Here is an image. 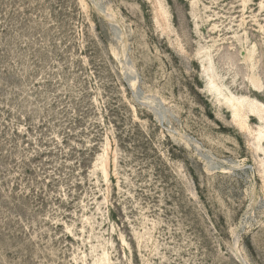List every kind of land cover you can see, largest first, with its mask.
Segmentation results:
<instances>
[{"label":"rangeland","instance_id":"obj_1","mask_svg":"<svg viewBox=\"0 0 264 264\" xmlns=\"http://www.w3.org/2000/svg\"><path fill=\"white\" fill-rule=\"evenodd\" d=\"M0 264H264V0H0Z\"/></svg>","mask_w":264,"mask_h":264},{"label":"bare ground","instance_id":"obj_2","mask_svg":"<svg viewBox=\"0 0 264 264\" xmlns=\"http://www.w3.org/2000/svg\"><path fill=\"white\" fill-rule=\"evenodd\" d=\"M258 116V115H257ZM254 117H256V115L254 114ZM257 118V117H256ZM258 118L260 119V117L258 116Z\"/></svg>","mask_w":264,"mask_h":264}]
</instances>
